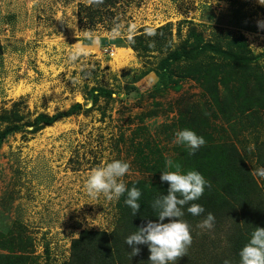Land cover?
I'll return each mask as SVG.
<instances>
[{
	"label": "rangeland",
	"instance_id": "1",
	"mask_svg": "<svg viewBox=\"0 0 264 264\" xmlns=\"http://www.w3.org/2000/svg\"><path fill=\"white\" fill-rule=\"evenodd\" d=\"M240 39L247 71L229 59ZM39 114L62 116L35 130ZM185 128L226 160L237 150L264 197L255 175L264 167V0H0V264H76L82 231L86 261L97 251L115 264L136 260L125 238L142 216L123 196L91 199L86 178L120 159L131 166L126 185L168 188L161 172L174 170L168 160L183 168L175 133ZM190 205L191 263L223 264L227 226L200 227L210 211L192 218Z\"/></svg>",
	"mask_w": 264,
	"mask_h": 264
},
{
	"label": "clouds",
	"instance_id": "2",
	"mask_svg": "<svg viewBox=\"0 0 264 264\" xmlns=\"http://www.w3.org/2000/svg\"><path fill=\"white\" fill-rule=\"evenodd\" d=\"M100 2V0H97ZM261 2V0H260ZM114 32L118 29H114ZM149 34H154L151 31ZM84 51V47H77L70 55V60L75 61ZM175 143L182 144L189 149L188 154H195L206 143L203 136L195 131L185 128L175 133ZM254 149V145L250 146ZM130 163L120 159H112L90 170L85 189L91 199H98L103 195L107 200H119L125 196L124 203L130 207L133 216L140 211L139 202L142 192L139 188H129L123 177L130 171ZM166 167L174 170L162 171L160 180L168 182L167 194L156 198L152 202V208L157 211V219L149 220L145 226L125 238V244L132 246L131 255L139 253L140 249L135 245L146 244L148 246L149 264H176L177 260L187 255L192 243V235L189 223L183 219L184 206L190 201L198 200L206 187L211 184L196 170L184 172L179 164H173L168 160ZM255 175L264 178V167L257 168ZM187 212L193 216H199L205 212L204 207L198 203H192L187 207ZM169 218L167 223L163 221ZM215 216L209 212L201 221L200 227L211 229L214 226ZM223 264H232L225 259ZM239 264H264V228H253L248 242L239 251Z\"/></svg>",
	"mask_w": 264,
	"mask_h": 264
},
{
	"label": "trees",
	"instance_id": "3",
	"mask_svg": "<svg viewBox=\"0 0 264 264\" xmlns=\"http://www.w3.org/2000/svg\"><path fill=\"white\" fill-rule=\"evenodd\" d=\"M190 34L198 41L195 44L200 50L203 51L207 49L208 44L200 43L202 42V39L199 34L194 32H191ZM237 45L241 52L229 53V59L234 62L238 68L247 71L248 69L246 68L249 67L251 62L250 52L243 40L240 39L237 42ZM173 56L176 57L178 54L174 53ZM168 61V58L162 61L161 64L163 69H166L168 66ZM168 70L169 69H166V71ZM80 109L81 106L76 104L67 112V115H70L73 112H78ZM61 116V114L54 116H48L46 114L37 115L34 119L35 130L40 129L43 126L52 125ZM259 133H261V131L256 132L254 135ZM5 135L6 133L0 134V144ZM226 147H228V145ZM231 150L233 155L226 156L230 159L229 161L224 159L218 153H214L215 151L210 148V146L206 145V143L197 149L193 155L188 154L189 149L186 147L182 150L183 156L179 163L181 162L182 164V171L187 172L189 170H196L210 182L211 187L205 188L201 200H199L198 203L201 204L204 209H208L212 212L215 216V220L221 227L224 225L227 226L226 230L228 231H226L225 241L230 247L227 248V255L221 258V261L224 258H229L232 264H239V251L248 242L253 228H264V197L259 194L256 195L255 191H259V189H257L254 184L251 174L247 171L237 150L234 148H231ZM258 151V162L261 166H264L263 143ZM237 162H240V167L233 168L232 165H236ZM127 186L129 188L135 186L142 192L139 200L141 203L140 211L137 214L142 216V219L141 221H138V223H140L135 228V230H137L138 228L145 226L149 220L155 221L157 219V211L152 208V202L158 198L160 194L166 195L168 188H160L161 190H146L141 186V183L138 182L129 183ZM189 203L192 204L195 203V201H190ZM194 217L196 216H192V218ZM167 219L168 218H165L163 222L167 223ZM86 242H91L87 231H82L81 237L73 240L72 262L74 260L76 264H115L117 258L112 256L111 258L106 257L102 251H97L93 254V256H99L98 261H86L88 258L87 255L92 253V247L86 249ZM144 245L146 244H142L143 253H138V255L135 256L136 260L129 258L127 261L122 262L124 264H149L150 252ZM189 258L190 257L186 255L183 262L189 261V264H195L194 261L191 263ZM216 264H221L220 260Z\"/></svg>",
	"mask_w": 264,
	"mask_h": 264
}]
</instances>
